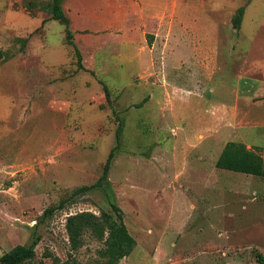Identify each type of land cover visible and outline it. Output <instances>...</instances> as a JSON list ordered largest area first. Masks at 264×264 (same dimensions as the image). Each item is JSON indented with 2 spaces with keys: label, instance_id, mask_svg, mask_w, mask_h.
I'll return each instance as SVG.
<instances>
[{
  "label": "rangeland",
  "instance_id": "rangeland-1",
  "mask_svg": "<svg viewBox=\"0 0 264 264\" xmlns=\"http://www.w3.org/2000/svg\"><path fill=\"white\" fill-rule=\"evenodd\" d=\"M49 1L0 0V66L9 63L0 74V256L36 233L33 264L68 255L75 264H264V183L240 196H213L200 184L207 171L197 160L201 151L210 158L218 152L221 104L235 103L236 94L241 104L247 93L249 102L261 100L264 0H168L171 15L162 26L147 19L143 42L98 40L93 57L91 34L81 54L84 70L66 44L65 27L40 8ZM241 7L235 30L232 19ZM7 20L18 24L16 30L3 31ZM85 20L88 32L102 28ZM177 25L188 35L216 38L168 41ZM190 45L203 46L212 59L208 71L194 70ZM131 52L141 58L131 61L125 56ZM180 94L190 104H182ZM252 123L230 122L220 134L235 130L264 148ZM119 125L107 183L128 239L120 240L122 251H109L106 238L86 233L81 247L70 251L66 217L110 212L104 192L91 191L52 217H40L74 188L95 183ZM256 147L250 149L263 154Z\"/></svg>",
  "mask_w": 264,
  "mask_h": 264
},
{
  "label": "crops",
  "instance_id": "crops-1",
  "mask_svg": "<svg viewBox=\"0 0 264 264\" xmlns=\"http://www.w3.org/2000/svg\"><path fill=\"white\" fill-rule=\"evenodd\" d=\"M62 8L69 21L68 29L72 33V41L76 48L78 47L77 49L80 50V54H82L83 48L87 47L86 44L89 40V36L95 34L94 37H90V40H92L90 49L93 52V57L98 56L96 53L99 48L98 40H105L107 43H110L111 41H115V36H118V42H143L147 19L157 18V20H160L159 25L162 26L165 24V19L171 15V7L168 0H65V5ZM180 9H183V6H181ZM85 17L90 18V21L93 22L94 25H101L102 28L100 27L99 30L95 32H88L87 28H85ZM3 26L7 28L3 29V31L10 30V28L16 30L14 24L8 20ZM177 28L180 29L178 32L167 33L168 36L166 39L168 41L212 42L214 38H216L209 33L188 35L181 31L183 28H181L180 25H177ZM98 33H108V35L99 39L96 35ZM158 35L159 32L155 34V36ZM0 44L3 43L0 41ZM189 47L192 48L194 53L195 60L191 62L194 70L201 72L203 71V68L204 70L207 68L208 71L212 67L213 62L212 59L208 61V58L210 57L205 55L207 52L203 49V46L200 45L198 48L196 45H190ZM139 51L144 52V49L141 48ZM138 54L134 55V53L131 52L129 55L125 53V56H129L128 58L131 59V61H134L135 58H141ZM203 57H207V59H205L207 62L202 60ZM8 64L9 63L7 62L0 66V74L3 72V68ZM194 88L200 91L203 86L200 82H196ZM1 90L2 88L0 85V96L5 95L1 93ZM262 90L263 94L258 96L261 100L256 103L248 101L249 97L253 96H251V93H247V95L243 94V96L246 97V100L242 102V104L238 102L241 98L236 94L237 99L235 103H225L220 105L221 113L219 111V114L216 116L219 120L220 126L216 129L217 135L214 137L215 140L220 139L218 141V143L220 142L218 152L213 158H210L206 151L203 153L201 151L197 159L200 162L199 165L201 166V169L206 166L202 171H207L202 173L203 179L200 184L205 190L210 191L213 196L220 197L226 192L235 196H240L254 183H256L259 188L262 186L257 183H264V179L262 178L221 170L215 166V163L227 142L243 143L248 149L256 147L251 140L247 142L246 138L238 134L235 130L233 131L232 136L229 135L226 137L220 134L219 129L223 128L226 124H230V122L233 123L235 127H242L243 122L255 123L259 126L255 130H257L256 132L263 140L261 147H264V87ZM181 96L182 95L180 94V98ZM194 97L200 99V92H198V95L195 94ZM12 99H15V97ZM178 100L182 104H190L191 101L190 98L186 99L185 97L181 99L178 98ZM6 134L7 133H4L2 136ZM222 138H225V140L222 141ZM207 161L211 162V164H206ZM17 168L19 167L17 166ZM253 195H255L254 192Z\"/></svg>",
  "mask_w": 264,
  "mask_h": 264
},
{
  "label": "trees",
  "instance_id": "trees-1",
  "mask_svg": "<svg viewBox=\"0 0 264 264\" xmlns=\"http://www.w3.org/2000/svg\"><path fill=\"white\" fill-rule=\"evenodd\" d=\"M64 0H51L49 2H41L40 8L47 11L50 14V19L61 23L65 29L66 44L72 46L74 49L75 56L77 58V67L80 70H84L82 65V58L79 50L76 48L72 41L73 36L69 31V21L65 16L62 3ZM34 3H30L32 5ZM244 13V7L237 10L236 14L232 19V25L235 30H238L241 24L242 16ZM44 22V21H42ZM1 56V54H0ZM92 74V73H91ZM102 85V84H101ZM102 89L107 101L109 100L110 92L105 85H102ZM122 134V127L119 125L115 131L116 146L110 150L107 159L103 165L101 176L95 181V183L89 186H81L74 188L67 193L56 205L48 207L44 210L41 220L50 218L56 211L64 210L68 205L74 203L77 197L83 196L91 191L100 190L104 192V195L108 201L110 212L101 211L99 215L92 212L83 211L66 217L65 220V231L69 242L70 251L76 252L82 244L83 236L89 233L96 240L102 241L104 238L107 239V249L109 251L114 248L122 251V243L120 240L127 237L126 227L123 223V214L121 209L116 205L114 195L109 189L107 183L108 172L110 164L114 157L115 148L120 146V136ZM259 151L247 149L243 143L238 142H227L216 163L215 166L221 170H227L231 172L252 175L264 179V148L256 147ZM106 186L108 188H106ZM39 236L34 233L31 239L26 245H18L12 248L10 251L0 256V264H33L35 259V247L38 244ZM118 245L116 246V244ZM50 256V255H49ZM72 256L68 255L65 261H60L53 257V264H75L74 260H71ZM38 264H44L38 262ZM102 264H108L103 262Z\"/></svg>",
  "mask_w": 264,
  "mask_h": 264
}]
</instances>
